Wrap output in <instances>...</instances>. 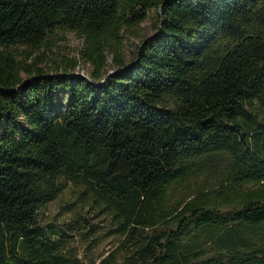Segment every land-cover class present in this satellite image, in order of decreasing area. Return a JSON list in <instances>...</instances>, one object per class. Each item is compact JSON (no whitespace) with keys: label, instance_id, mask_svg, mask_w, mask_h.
Masks as SVG:
<instances>
[{"label":"trees","instance_id":"16d2710c","mask_svg":"<svg viewBox=\"0 0 264 264\" xmlns=\"http://www.w3.org/2000/svg\"><path fill=\"white\" fill-rule=\"evenodd\" d=\"M57 31L88 77L17 59ZM204 171L218 184L192 189ZM65 184L109 218L103 264H264V0H0V264H95L38 220Z\"/></svg>","mask_w":264,"mask_h":264},{"label":"rangeland","instance_id":"374dc122","mask_svg":"<svg viewBox=\"0 0 264 264\" xmlns=\"http://www.w3.org/2000/svg\"><path fill=\"white\" fill-rule=\"evenodd\" d=\"M157 23V10H150L147 19L133 30H127L122 36L121 55L126 62L132 60L143 39L153 34ZM14 52L18 60L26 61L31 65H38L47 71L56 70L57 66H65L77 63L73 73L88 77L93 71V65L81 57L83 49V39L75 32L67 31L65 33L57 31L51 35L46 44L39 49L25 48L16 46ZM106 64L102 73L113 72V55L106 52ZM29 57V58H28ZM22 77L25 75L22 73ZM60 104L66 103V97L62 94L58 96ZM191 187L207 182L209 186L218 184L213 174L208 171L198 173L192 177ZM76 218H83L82 222L92 228L94 232L85 229V233H73L67 230L68 225L72 224ZM38 220L40 224L52 230L53 238H60L64 247H73L79 253L80 258L88 263L103 264V260L110 259V255L115 252L117 237L111 234L109 228V218L104 216L100 209L88 210L78 209V203H74V194L71 188L65 184V189L55 198L43 203L38 211ZM67 233L69 235L67 239ZM113 264H118L117 262Z\"/></svg>","mask_w":264,"mask_h":264},{"label":"water","instance_id":"95a60500","mask_svg":"<svg viewBox=\"0 0 264 264\" xmlns=\"http://www.w3.org/2000/svg\"><path fill=\"white\" fill-rule=\"evenodd\" d=\"M82 76H84V75H82Z\"/></svg>","mask_w":264,"mask_h":264}]
</instances>
